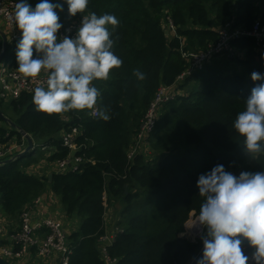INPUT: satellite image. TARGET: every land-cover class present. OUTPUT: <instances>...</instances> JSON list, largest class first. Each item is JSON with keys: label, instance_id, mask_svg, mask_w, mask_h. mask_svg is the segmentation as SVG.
<instances>
[{"label": "trees", "instance_id": "trees-1", "mask_svg": "<svg viewBox=\"0 0 264 264\" xmlns=\"http://www.w3.org/2000/svg\"><path fill=\"white\" fill-rule=\"evenodd\" d=\"M34 9L41 0H26ZM56 9L61 29L82 20L70 16L67 0H49ZM88 12L113 14L120 23L112 32V51L122 59L107 81H94L100 91L97 108L107 109L110 120L91 111L60 115L38 112L33 93L0 101V109L35 141L55 151L47 158L56 163L72 153L61 134L78 130L81 149L76 156L85 161L81 171L53 172L39 177L27 171L40 161L38 149L0 166V211L10 219L20 216L26 205L50 189L67 216H77L79 227L67 234L72 254L68 264H108L100 249L105 235V214L109 206L123 204L117 226L123 229L107 247L115 264H188L202 258L201 243L182 236L192 212L199 215L204 197L197 181L216 165L228 172L264 171V156L257 160L244 151L243 137L233 128L246 98L259 82L253 71L264 74V38L239 35L226 50L212 57L180 84L184 92L165 102L148 138L152 153L137 154L129 161L127 152L142 119L162 85L175 83L188 62L182 52H207L217 44L221 31H252L264 24V0H89ZM86 14V13H85ZM60 29V30H61ZM59 30V31H60ZM168 31V32H166ZM8 43L4 58L17 69V45ZM1 50V44H0ZM35 58V53H34ZM139 69L146 79L133 75ZM4 123L0 116V124ZM5 124V123H4ZM23 136L0 125V142ZM89 160V161H88ZM107 205V207H106ZM67 233V232H66ZM243 239V238H242ZM248 255L253 249L244 240Z\"/></svg>", "mask_w": 264, "mask_h": 264}, {"label": "clouds", "instance_id": "clouds-1", "mask_svg": "<svg viewBox=\"0 0 264 264\" xmlns=\"http://www.w3.org/2000/svg\"><path fill=\"white\" fill-rule=\"evenodd\" d=\"M67 4L70 16H82L74 38L58 37L63 25L56 9L62 11V5L49 0H41L34 9L26 0L15 4L14 20L22 33L17 71L29 79L45 76L32 95L38 112L91 111L108 121L109 111L96 107L101 93L93 82L107 81L112 70L123 64L112 51L115 41L109 30L111 26L114 31L120 21L113 14L88 12L89 0H67ZM133 75L138 81L146 79L139 69ZM251 80L259 83L251 89L233 128L243 137L246 154L257 160L264 156V74L253 71ZM197 187L204 201L190 227L207 230L201 234L203 256L197 264H249L250 259L264 264V171L236 176L216 165L199 176ZM244 240L253 249L251 256L242 248Z\"/></svg>", "mask_w": 264, "mask_h": 264}, {"label": "built area", "instance_id": "built-area-1", "mask_svg": "<svg viewBox=\"0 0 264 264\" xmlns=\"http://www.w3.org/2000/svg\"><path fill=\"white\" fill-rule=\"evenodd\" d=\"M17 2H19V0H0V17L4 21L8 43H13L14 40L19 38L18 27L14 20L15 4ZM81 21L82 20L73 22L70 26L61 29L58 32V37L63 38L64 36H69L74 38L76 31L81 26ZM239 35L256 37L259 40H262L264 38V24L257 22L250 32L236 30L234 33L230 34L227 33L226 29H223L221 31L219 42L211 46L207 52H182V57L188 62L189 66L177 77L175 83L169 86L162 85L159 88L154 100L142 119L138 133L135 135L130 149L127 152L129 161H133L137 154L145 153L143 148L146 143H148V138L155 128L161 106L165 102L175 99L177 96L184 93L179 88L180 84L183 83L188 76L192 75L194 71L201 69L212 57L219 55L226 50L231 51L232 48L230 46V41L232 37ZM262 48L264 49V45H262ZM45 79L46 78L43 74L36 79L25 78L18 73L17 69L12 67V62L7 63L2 61L0 64V101H12L19 98L23 92L33 93L34 88L41 86ZM92 115L97 116L93 113ZM68 118L67 113H63V119L68 120ZM77 134L78 130L76 128H74L71 133L61 134L63 144L67 146L71 152L76 151V155L81 149V146H77L75 143V137ZM12 140L9 142L7 141L6 143L0 142V162L8 159L16 160V155L24 151V149L15 151L16 148L9 144ZM15 141L17 140L15 139ZM22 141L26 142V139L23 137ZM46 149L47 147L42 146V150ZM76 155L73 156L70 154L67 159L54 163L58 167L57 171H81V166L85 159L83 156ZM42 204L43 199L39 196L25 206L20 214V225L10 232L8 242L4 241L8 235L5 222L3 219H0V256L2 258L13 264H19L22 261L26 259L30 260L33 257L48 261L54 255L58 254L62 257L60 264H68L72 249L70 241L67 238L68 235L63 227V223L51 214L44 217L42 220H35V215L39 213L38 211H40L39 209ZM196 216H198V214L194 212L191 213L188 221L185 223V232L182 233V236L194 243H201V252L203 251L201 234L206 235L207 230L201 226L190 227ZM107 222L108 219L105 217L106 229L108 227ZM122 231V228L115 225L109 235L105 231V235L100 239V249L107 258L108 264H115V262L111 261L109 258L107 247L115 241L117 234ZM243 250L245 252L244 248ZM245 254L248 255L246 252ZM188 264H193V262L191 261ZM249 264H254V261L250 259Z\"/></svg>", "mask_w": 264, "mask_h": 264}, {"label": "crops", "instance_id": "crops-1", "mask_svg": "<svg viewBox=\"0 0 264 264\" xmlns=\"http://www.w3.org/2000/svg\"><path fill=\"white\" fill-rule=\"evenodd\" d=\"M0 29L5 31V25H4V21L3 19L0 17ZM1 37H0V44H1ZM33 138V136H32ZM35 146H37L39 143V141H35V139L33 138ZM19 141H15V138L9 143L12 147H15V151H20L22 149H25L27 147V140L26 142L21 141V144H18ZM1 144V143H0ZM43 152L46 151L48 153V157L55 151V149L51 148H47L46 150H42ZM45 160H43V162H40L38 165H31L30 167H28L27 171L31 174H35L39 177H43V176H48L49 174H53V172H56L58 170V167L56 164H54L53 162H50L47 160V158ZM40 168V169H39ZM47 170V174H41L39 170ZM41 198L43 199V204L40 207V211H38L39 213L35 215V220L37 221V219H43L44 217L48 216L49 214L53 215L56 219H59L62 223H63V227L65 229V231L67 232V234L71 233V231H75L78 229L79 227V222L74 220V217L71 216H67V214L65 213V209L63 208L62 204L59 201V198L50 190L48 189L47 191H45L42 195ZM117 206V205H116ZM118 212V211H117ZM111 214V212H110ZM120 216V215H119ZM115 215L111 214L108 222H107V229L106 232L109 235L112 230H113V226L117 225V222L115 221L116 218H114ZM0 219H3L6 225V229H7V238L4 240L6 242H8L9 240V234L12 230L16 229L18 225L15 224V222L12 219H9L7 216H5L1 211H0ZM120 219V218H119ZM11 222V223H10ZM53 260L56 262L54 264H60L62 257L61 255H54L53 256ZM49 259L47 260H42V259H38L36 257L31 258L30 260H24L19 264H36L35 262H39L41 264H51ZM31 261V262H30Z\"/></svg>", "mask_w": 264, "mask_h": 264}, {"label": "water", "instance_id": "water-1", "mask_svg": "<svg viewBox=\"0 0 264 264\" xmlns=\"http://www.w3.org/2000/svg\"><path fill=\"white\" fill-rule=\"evenodd\" d=\"M168 32V31H166ZM0 37H1V46H2V50L0 52V64L2 63V61L4 60V56L8 47V36L7 33L3 30L0 29ZM0 116L3 119L4 123L11 129V130H15L17 132H19L26 140H27V147L24 149V151L18 153L16 155V160L24 157L25 155H27L28 153L35 151L36 147H35V143L34 140L32 138V136L30 134H28L26 131H24L20 126H18L12 119L10 116L6 115L1 109H0ZM73 156L76 155V151H72L71 153ZM16 160L13 159H8L5 161L0 162V166L5 165V164H9L12 163ZM64 170H59L57 173L61 174L63 173ZM53 178V174H49V179L50 181ZM0 264H13L9 261H7L6 259L2 258L0 256Z\"/></svg>", "mask_w": 264, "mask_h": 264}, {"label": "rangeland", "instance_id": "rangeland-1", "mask_svg": "<svg viewBox=\"0 0 264 264\" xmlns=\"http://www.w3.org/2000/svg\"><path fill=\"white\" fill-rule=\"evenodd\" d=\"M3 62H7V63H9V62H11L10 60H7L6 58H4V60H3ZM3 104H4V106H7V102H2ZM7 115L8 116H12V117H14V114L10 111V110H7ZM0 125H3V126H5V127H8L6 124H4V123H2V124H0ZM37 142H38V140H37ZM41 143V142H40ZM36 147V149H38L39 151H37V154L36 155H38V156H40V154H39V152L40 151H42V145L41 144H38L37 146H35ZM143 151L146 153V154H150L151 155V153H152V148H151V145L149 144V142L148 143H146V145L144 146V148H143ZM42 158L40 159V161H37V163H35L34 165H38L40 162H43V160H45L46 159V157H48V153L46 152V151H44L43 152V154H42ZM48 160V159H47ZM40 169V168H39ZM40 171V173L41 174H47V170L46 169H44V170H39ZM233 174L234 175H236V176H239L240 175V173H239V171H235V172H233ZM117 205V206H116ZM106 207H107V205H106ZM123 207H124V205L123 204H120V203H118V204H114V205H112V206H109L108 207V209L106 210V214H105V217L107 218V219H109V217H110V215L111 214H113V215H115V217L114 218H116V222H118L119 221V218H120V212L123 210ZM118 211V212H117ZM110 212H111V214H110ZM74 217V220H76V221H78L79 222V219H78V217L75 215V216H73ZM10 219V218H9ZM19 219H20V216L19 217H17V218H15V219H12L14 222H15V224L16 225H20V221H19ZM11 223V222H10ZM17 226V227H18ZM53 258L54 257H52V258H50L51 260H50V263L51 264H54V263H56L54 260H53ZM36 264H41V263H39L38 261L37 262H35Z\"/></svg>", "mask_w": 264, "mask_h": 264}]
</instances>
